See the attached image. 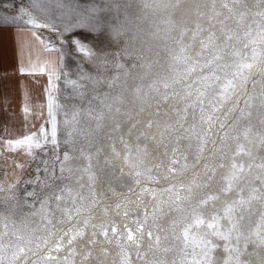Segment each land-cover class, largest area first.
I'll use <instances>...</instances> for the list:
<instances>
[{"label": "snow or ice", "instance_id": "1", "mask_svg": "<svg viewBox=\"0 0 264 264\" xmlns=\"http://www.w3.org/2000/svg\"><path fill=\"white\" fill-rule=\"evenodd\" d=\"M41 2L29 0L26 6L21 0H11L0 4L2 8L16 9L14 15L0 12V28L10 25L49 27L37 21L30 11L39 9L47 14L46 9L40 7ZM157 8L171 10L165 23L169 33L174 32L169 39L175 47L167 49L172 65L168 74H154L150 71L151 63L143 65L145 75L133 78L139 83L124 88L115 97L110 98L109 93L94 97L99 108H93L89 101L88 107L83 109L84 123H81L80 110L74 111L70 120L65 119L64 141L57 139L55 109L60 106L54 104L51 89L55 88V84H51L47 106L50 133L42 125L38 133L5 141V148L10 151L23 147L26 154L32 156L35 150L44 152L50 146L52 154L47 160H39L35 180L26 182L35 185L33 191L25 190L23 197L31 210L28 215L33 222L28 223L26 219L23 227H17L0 215V264H61L55 254L65 249L75 256L81 243L79 238L85 237L86 230L90 231L87 232V241L81 253L84 264H92L89 257L97 246L96 238L99 236H103L99 242L103 258L96 264H133V255L135 264H220L213 260L212 253L217 245L211 237H219L234 245L227 249L229 259L223 264H244L240 259L242 241L244 248L252 242L264 251V0H164ZM103 11L98 7L89 9L87 14H80L74 27L92 31L104 28L120 35L118 21L113 24L107 16L102 18L100 13ZM52 30L56 31L55 28ZM185 39L195 40L198 52L190 44L184 43ZM72 42L78 51L93 55L91 49L79 40ZM103 63L107 61L103 60ZM116 66L123 67L119 63ZM254 69L260 78L258 93L257 81L253 79ZM52 77L59 78L54 71L50 73V79ZM116 79L118 77L106 81L107 86L112 88ZM71 83L74 86L77 84L76 81ZM94 83L99 84L100 81L94 80ZM249 84L251 93L248 91ZM127 97H131L130 102L139 105L141 111L149 101L152 102L150 106L157 109L161 104L171 108L174 101H179L175 105V128L160 129L159 124L152 120L139 125L131 123L128 132L124 133L120 127L122 121L117 117L132 120L130 113L121 112ZM241 104L243 107H240ZM257 107L256 119L261 131L253 133L252 117ZM25 111L28 109L25 108ZM138 126L144 129L140 135L145 136L152 135L148 129L153 126L169 132L168 139L174 146L170 149L171 159L167 167L161 163V157L168 159V152L150 160L149 152L141 146L139 136L135 144L125 138L126 135H134ZM177 129L183 135H178ZM101 132L104 133L103 137L100 136ZM165 139L164 136L159 137L162 147ZM184 140L188 141L189 150L193 151V167L207 159L206 152L213 156L218 153L217 159L227 161L222 164L213 162L211 165L205 163V178L211 180L218 167L221 173L226 170L221 196L232 193L233 196L238 195V199L228 196L221 199L215 195L197 199L196 192L203 185L193 181L177 187L169 181V177L174 180L176 174L189 167L187 163L181 164L182 160H188V156L179 148ZM62 142L65 145H78L74 149L75 154L70 155L69 150L58 154L56 150ZM257 142L260 154L254 156L253 149ZM229 151L231 155L227 154ZM33 159L36 157L33 156ZM17 167L23 168L24 165L17 164ZM101 175L105 177L104 185L98 183ZM122 179L128 180L126 185H120L126 191L117 193L111 184ZM160 179L168 181V187L159 192L145 186L148 182L158 183ZM207 187L210 189L211 185ZM9 188L14 189L15 185ZM37 189L43 194H38ZM98 190L117 197L114 215L109 214L110 202L103 199ZM180 192L185 194L180 195ZM146 194L155 202L151 214L147 207H141ZM164 194L169 197L167 210L175 208L180 214V219L172 223L173 247L162 244L163 231L167 230L160 229L157 216L158 204L164 203ZM132 196L136 198L132 199ZM29 198L34 202L28 204ZM9 199L14 200L15 196ZM209 201L225 205L223 217L213 215L217 211L216 204L209 206ZM255 205L259 206L258 209ZM205 206H208L206 211L210 221L207 223L202 214ZM100 209L102 216H96L95 212ZM140 212L143 213V220L131 219L123 224L116 222L117 217L127 219ZM257 212L255 226L249 227L245 234L240 221L253 217ZM149 215L152 225L146 227ZM221 218L226 219V230L219 224ZM129 224L135 225V229ZM152 226H155V231L149 230ZM194 232L196 235H193ZM172 240L168 235H163L166 244ZM113 245L119 249L115 259L108 253V248ZM174 250L181 253L179 261L157 258L161 253ZM63 259L66 262L67 256ZM259 264H264V257Z\"/></svg>", "mask_w": 264, "mask_h": 264}, {"label": "rangeland", "instance_id": "2", "mask_svg": "<svg viewBox=\"0 0 264 264\" xmlns=\"http://www.w3.org/2000/svg\"><path fill=\"white\" fill-rule=\"evenodd\" d=\"M154 1L156 0H148V4H147L148 6L146 7V0H42L40 7L46 9L47 14L41 13L39 9H30L32 15L37 19V21L49 25V27L47 28H43V27H33V28L37 29V31L43 36L46 44L50 48H55L59 52L61 58L60 66L55 72L59 76V78L58 79H56L55 77H52L51 79L49 78L50 80L49 89L51 84H55V88L51 89V94L54 99V104H58L60 106L58 109H55L56 119H57L58 140L60 141L65 140L66 138L65 129L67 126L63 122L65 119L70 120L71 115L74 111L77 110L81 111V123H84L85 118L83 117V109L88 107L89 101H91L93 108H99V105L97 104V101L94 99V97H99L101 96L102 93H109L110 98L115 97L116 95L121 93V91L124 88L131 86L133 83H139L140 82L139 80H134L133 78L142 77L145 75L142 69L143 65L151 63L152 68L150 71L157 75H166L169 73L172 65L167 49H172L175 47V45H173L170 39L168 40V42L161 41L164 38V31L165 30L169 31L168 25L165 23L167 19L163 21L164 24L161 26V28L157 27L156 30L152 31L149 34L145 33L143 29V25L144 26L146 25V21H145L146 18L153 17L155 12L157 13L159 12V10H155V9H161V10L163 9V8H157V5L162 4L164 0H157L158 2H154ZM7 2H11V0H0V4ZM21 2L27 6L29 0H21ZM150 4H152V6L155 9H150L151 7ZM115 5H119V7L117 8L115 7ZM93 7L104 9V11L100 13V16L102 18L104 16H107L109 21L113 24H116L118 21L121 28L120 33L133 28L134 26L133 20L138 19L137 16L135 15L136 8L140 10L143 9V22L141 23L142 30H140V32L143 33V48L139 50L138 56L132 55L131 57H128L127 61L123 63L122 65L123 67L118 68L116 66L118 62H111V66L109 62H107L106 64L103 63V60L108 61L110 56H112L111 58L115 56V54L111 52V49L113 47V42L119 38L117 35L104 28L98 29L96 31H92L89 28L74 27L75 22L79 18L80 14L82 13L87 14V11ZM166 11L168 12V17H169V13L171 10L168 9ZM0 12H7L9 15H14L16 14V9L15 8L6 9L0 7ZM156 16L157 14L153 19L154 21L160 19L161 14L159 15L158 13V16L157 17ZM171 18L174 19L175 16H172ZM253 27H255V25H253ZM53 28H55L56 31H53L52 30ZM65 29L68 30L65 31ZM73 40H79L82 44L86 45L87 48L91 49L93 55L89 56L85 52L78 51L76 45L72 42ZM184 43L190 44L191 48L196 52H198V48H196L195 40L189 41L185 39ZM127 54H129V51H127ZM88 77H91L93 79L91 80L86 79ZM113 77H118V79L115 80L113 87L109 88L107 86L106 81H110ZM94 80H99L100 83L95 84ZM72 81L77 82L76 86H74L71 83ZM80 85H83V87H79ZM251 91L252 90H249V93H251ZM258 92H259V87L257 89V93ZM131 100H132L131 97H127L124 99L123 106L121 107V112L122 113L128 112L130 113V115H132L131 117H133V119L134 118L136 119L138 118V116L134 117L133 114L139 109H136V107H134L136 106V104L131 103L130 102ZM149 102L152 103L151 101ZM178 103L179 101H174L173 107L171 108L164 107V105L161 104L158 109L156 108L157 115L173 116L172 118L176 121L175 122L176 125L177 120H176L175 112L177 109L175 105ZM132 104L133 106H131ZM180 106L182 107V104ZM258 111H259L258 107L253 111V117H252L253 133L254 132L258 133L261 131L260 126L256 119ZM144 112L147 111L143 107V113ZM160 116L159 118L161 120L163 117ZM117 119L122 121L125 120L126 117L119 116L117 117ZM123 122L121 124H123ZM175 125H173L171 129L175 128ZM121 126L122 125H120V127ZM44 127L48 129L50 133L51 123H50L49 115ZM39 130L35 132L38 133ZM126 131L128 132V128ZM140 133H142V131L139 129L137 134L141 141V145H143V135H140ZM165 135H166L165 137L166 140L162 148L165 152L169 153L170 156L168 157H171L170 149L174 145L172 141L168 139L169 137L168 131H165ZM180 135H183V133L181 132ZM100 136L103 137V132L100 133ZM151 142L154 144V147L157 146L156 141L154 142L151 141ZM183 143H185V145ZM77 146L78 145H65L62 142L60 144V147L56 151L58 154L62 155L65 150H69V152H71L74 151L75 147ZM179 148L182 150L183 154L188 152L189 154L188 160L190 162H195L192 159L193 151L189 150V145L187 140L181 141V143L179 144ZM51 154H52V148L50 146L46 147L44 152H41L40 150L37 149L34 151L33 155L30 156L26 154L25 149L23 147L16 149L14 151H10L5 148V144H3L2 146L0 144V188H2V191H0V207L2 208V209L0 208V215L2 214L3 216L6 215L5 217L8 218L9 223L11 221L17 222L18 220H20V224L21 226H23L25 222L23 220L27 219L28 223L33 222V218L28 215L30 209L25 204L23 197L25 190L33 191L35 185L26 182L29 180H35V177L37 175L35 169L38 166H40L39 160L40 159L47 160L51 157ZM33 156H35L36 159H33ZM17 164H22L24 165V167L23 168L17 167ZM40 176L41 179H43L42 172L40 173ZM99 179H98V183L100 185H104L105 177L101 175ZM213 181H214L213 183L216 184L215 182L216 180ZM204 182H206L205 179ZM127 183H128L127 179H122L119 182H113L111 184V187L115 190V192L122 193L126 191V188L121 187L120 185L121 184L126 185ZM10 185H15V188L10 189L9 188ZM43 191L47 192V189H44ZM37 192L38 194L41 195L43 194L42 192H40L39 189H37ZM98 194L102 195L103 199L105 198V200L108 201L113 200L114 202V200L115 201L117 200L116 196H111L108 195L107 193H102L100 190H98ZM13 195L15 196V199L14 200L9 199V197ZM166 197H168L167 194ZM33 202L34 201L31 198H29L27 201L28 204H31ZM36 207L38 208L39 205L37 204ZM255 207L258 209L259 206L255 205ZM101 212L102 209H100V211L97 210L95 212V215L97 216ZM112 215H114V213ZM204 218L206 222H208L207 217ZM134 219L143 220V213L140 212L138 215L134 216ZM257 220H258V212L256 215H254L251 218H247V217L245 218V223L243 224L244 225L243 231H245V234H247V229L249 227L255 226V222ZM121 221H122V217L116 218L117 223H120ZM129 226L135 229V225L129 224ZM88 231L90 230H86L85 237L79 238L81 243L76 249L75 256H73L70 252L66 251L65 249H62L61 250L62 252L55 254L58 256V258H60L62 262L61 264H84L81 253L84 249V244L87 241ZM168 234H169L168 231L163 232L162 244H165V246L173 247L175 245L173 243L174 240L171 239L172 242L170 244H166V242L163 241V235H168ZM96 239H97V246L92 250V256L89 257L91 258L89 260L92 261V264H96L98 260L103 258L102 250L99 246V242L103 240V236H99ZM211 239L213 240V243L217 245L218 242L217 237H211ZM251 244L252 242H249L246 248L243 247V251L248 252L247 250L251 248L250 247ZM174 252L175 250L167 254L161 253L157 258L164 259L169 262L173 261L174 259L178 261L176 256H174ZM190 252L191 249H189V253ZM108 253L111 258L115 259L118 256L119 249L114 245L110 246L108 248ZM179 254L181 256V253ZM64 256H67V261H66L67 263L63 260ZM132 260H133V264H135L134 255L132 256Z\"/></svg>", "mask_w": 264, "mask_h": 264}, {"label": "crops", "instance_id": "3", "mask_svg": "<svg viewBox=\"0 0 264 264\" xmlns=\"http://www.w3.org/2000/svg\"><path fill=\"white\" fill-rule=\"evenodd\" d=\"M60 62L59 52L32 26L0 28L1 146L46 124L50 73Z\"/></svg>", "mask_w": 264, "mask_h": 264}, {"label": "bare ground", "instance_id": "4", "mask_svg": "<svg viewBox=\"0 0 264 264\" xmlns=\"http://www.w3.org/2000/svg\"><path fill=\"white\" fill-rule=\"evenodd\" d=\"M253 79H255L257 81V89H258V87H259V79L260 78H259V75H258V73L256 72L255 69H254ZM249 90H252L251 84L248 85V91ZM131 103L134 104V102H131ZM133 104L131 106H133ZM150 105H151L150 102H149V104L143 105L144 109L147 111V112L143 113V110L142 111L140 110V106L136 104V106H134V107H136V109H139V110L134 112L133 116L134 117L138 116V118H136V119L134 118L133 119V117H132L131 121H129L127 118L125 120H122V122L124 121L123 124H121L122 125L121 126L122 131L124 133H127L126 130H127V128L129 129L131 123H136L137 125H139L141 123H144L145 121L151 122L152 120H155V122L159 124L160 129H171V127H173V125H175L176 121L172 118L173 116H171V115L160 116L159 115L160 117H163L162 118L163 121H162V119L160 120L159 116L157 115V109L155 107H151ZM242 106H243V104L240 105V107H242ZM233 115H235V112L233 113ZM139 129L142 132L144 131L143 128H140L138 126L136 128V130H135V134L134 135H126L125 138L127 140H129L131 143L135 144L136 140H137V136H138L137 132H138ZM148 131H150L152 133V135L151 136L143 135V145H141V146L145 147L147 149V151L149 152V159L150 160H155L158 157H161V154L165 152L163 150L162 146L160 145L159 137L160 136L166 137V135H165V131H160L155 126L150 127L148 129ZM176 131H177V134L180 135L181 131L178 130V129ZM103 135H104V133H103ZM151 141H153V142L156 141L157 142V144H156L157 146L154 147V144ZM183 144L185 145V143H183ZM146 145H148V146H146ZM256 146L257 147H255L253 149V155L254 156H258L260 154V145H259L258 142L256 143ZM69 154L70 155H74L75 153H74V151H71V152H69ZM227 154L231 155L230 152H228ZM184 155L189 156L188 152H186ZM205 156L207 157V159L202 160L199 163V165L195 166V167H193L195 162H190L189 160L184 161V162L181 161L182 164L187 163L189 165V167L187 169H185L182 173L176 174L174 180H173L172 177H169V181L174 182L177 185V187H179V185H181V184L189 185L193 181H195L197 184L203 185L199 189V191L196 192L197 199H199L200 197H207V196H213V195L219 196L221 199H223L225 196L231 197L232 199H238V195L233 196L232 193H224L223 196H221V191H222L223 184H224V178L227 176V171L226 170L223 173H221V169L219 167L216 168L214 170V175L212 176L211 180L206 179L205 176H204L205 169H204L203 165L205 163H207L209 165H211L213 162H216L217 164H222V163H227V161L221 160V159H217L218 153H217V156H213L212 154L206 152ZM169 159H171V157H168V159H163L161 157V163L165 167H167L168 164H169ZM125 171H127V169H125ZM162 171H163V169H162ZM215 176H216V179H215ZM204 179H205L206 182H204ZM213 180H216L215 181L216 184L213 183ZM209 184L211 185L210 189L207 187V185H209ZM145 186L148 187V188H154V189H156L159 192L161 189L168 187V181H166L164 179H160L158 183L148 182ZM114 188H116V187H114ZM118 189H120V188H118ZM179 194L180 195H184L185 193L184 192H180ZM104 197H107V196H104ZM131 198L135 199L136 197L132 196ZM162 199H163L164 203L163 204H158V212H157V216L159 218V227H160L161 230H165L166 229L168 231V233H169L168 236H169V238L171 240L172 239L171 238L172 223H173L174 220H179L180 219V214L176 212L175 208H172L170 211L167 210L168 209L169 197H166V194L163 195ZM109 202H110L109 205H108L109 214L112 215L114 213L113 209H114V204H115L116 201L114 200V202H113V200H112V201H109ZM153 203H155V202L153 201L152 197L150 195L146 194L144 196V198H143V204H142L141 207H147V209L149 211V214H151ZM213 203L216 204V208H217L216 213H213V215H220L221 217H223V209H224L225 205H223V204H221V203H219L217 201H209V206L211 204H213ZM182 207H186V205H182ZM207 207L208 206H205V211L203 212V215H204V217H207V221L210 222L208 220V212L206 211ZM159 209H164L165 211H159ZM98 211H100V210H98ZM102 214H103V212H101L97 216H102ZM131 219H134V216H130L127 219L122 217V221L120 222V224H122L123 222H127V220H131ZM23 221H25V220H23ZM14 223L17 225V227H23L20 224V220H18L17 222H14ZM244 223H245V219L240 221V225H241L242 230H243V226H244L243 224ZM219 224H220L222 229L226 230V228H227L226 219L221 218L220 221H219ZM148 225H152L151 215H149V219L147 221L146 227ZM149 230H155V226H152ZM209 231H211V230H209ZM163 232H165V231H163ZM193 235H196V233L194 232ZM217 241H218L217 242V247L212 253L213 260L220 262V264H223L224 261L229 259V253H228L227 249L232 248L234 245L232 243H228V242L224 241L223 239H221L219 237H217ZM173 243L175 244V241H173ZM242 245L243 244L241 242L242 254L240 256V259L244 262V264H259L260 259L262 257H264V251H262L261 249H260L261 250L260 251L258 249L259 253H257L256 256H254L253 252H256V251H248V252L243 251V246ZM179 253H180L179 250H175V252H174V256H176L178 261L180 259V254ZM89 259H91V258H89Z\"/></svg>", "mask_w": 264, "mask_h": 264}, {"label": "built area", "instance_id": "5", "mask_svg": "<svg viewBox=\"0 0 264 264\" xmlns=\"http://www.w3.org/2000/svg\"><path fill=\"white\" fill-rule=\"evenodd\" d=\"M154 2H158V1L156 0ZM147 4H148V0H146V5ZM150 5H151L150 9H155L152 6V4H150ZM155 10H159L158 13H159V15L161 14V17H160L161 20L160 19H157L156 21L153 20L155 18L156 14L158 16L157 12H155L153 17H147L145 20L146 25L145 26L143 25V29H144L145 33H147V34L156 30L157 27L161 28V26L164 24L163 21L169 18L168 12L165 9H162V10L161 9H155ZM135 12H136L135 15L137 16L138 19L137 20L132 19L134 22L133 28L126 30L124 32H121L120 35H118L119 38L117 40H115L116 42L115 41L113 42V47L111 49V52L114 53L115 56H113V58H111L112 56L109 57L107 62H109L110 66H111V62H118V63L120 62V65H123V63L127 61L128 57H131L132 55L138 56L139 50L141 48H143V33L140 32V30H142V27H141L142 24L141 23L143 22V9L140 10V9L136 8ZM169 35H174V32L169 33V31L165 30L164 31V38L161 41L168 42ZM127 51H129V54H127ZM250 247L251 248L248 249L247 251H256V252H253L254 256H256V254L259 253L258 249H261V248H258V246H256L254 243H252L250 245Z\"/></svg>", "mask_w": 264, "mask_h": 264}]
</instances>
